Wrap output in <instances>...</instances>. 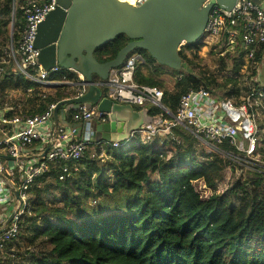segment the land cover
Here are the masks:
<instances>
[{"label":"trees","instance_id":"trees-1","mask_svg":"<svg viewBox=\"0 0 264 264\" xmlns=\"http://www.w3.org/2000/svg\"><path fill=\"white\" fill-rule=\"evenodd\" d=\"M24 3L25 0H0V47L10 38L16 49L24 28ZM201 41L202 38L185 44L179 56L188 50L195 55ZM129 42L121 34L95 49L94 58L99 63L111 61ZM132 53L143 59L137 66L135 81L161 89L162 104L171 111L190 89L218 88L223 92L218 95L222 99L233 95L214 80L194 73L186 56L181 57V66L175 70L157 63L145 50ZM231 53L242 56L240 44ZM263 53L264 47L254 63L262 62ZM4 67L0 66V101L5 99L6 90L35 85L18 73L13 59ZM163 74L174 79L172 89L160 79ZM63 99L60 92L46 96L32 114ZM145 108L151 117L161 111L153 106ZM70 111L72 115L75 112ZM5 116L10 118L11 113ZM173 133L180 137V145H173L164 136L158 148V137L139 146L108 148L103 164L98 147L91 144L89 147L96 152L88 148L82 158L71 162L77 170L63 180L59 176L64 163L51 164L49 171L30 186L29 195L33 194L34 199L29 198V209L19 222V235L30 238L35 245L29 253V264H264L262 165L253 162L256 170H246L245 177L236 178L224 192H219L217 183L225 169L235 170L237 165L222 155L207 153L188 132L175 128ZM167 143L171 149L166 148ZM218 149L243 157L227 139ZM258 151L264 157V148L256 146ZM51 180L64 194L61 206L49 204L43 197L40 186ZM196 182H203L212 194L203 199L195 190Z\"/></svg>","mask_w":264,"mask_h":264},{"label":"built area","instance_id":"built-area-1","mask_svg":"<svg viewBox=\"0 0 264 264\" xmlns=\"http://www.w3.org/2000/svg\"><path fill=\"white\" fill-rule=\"evenodd\" d=\"M145 1L134 0L131 5L138 6ZM21 7L24 28L16 49L11 46V57L18 73L45 87L56 88L65 84L70 85L66 74L74 73L73 70L54 66L45 71L36 60L39 55V50L34 46L37 29L54 9L55 0H25ZM204 36L217 41L223 40L225 48L232 52L238 43L242 49V57L253 60L259 50L264 47V9L253 0H237L230 11L223 10L215 4L210 9ZM237 38H240L239 42ZM142 62L141 55L130 53L123 65L110 70L106 80L96 82L98 88L106 89V97L115 103L141 108L153 106L161 110L152 117L149 124L131 131L124 142L92 141L94 125L107 122L108 114L99 111L97 105L91 106L90 109L82 106L74 110L72 120L74 123L83 124L85 129L83 138H73L75 127L58 126L57 136L46 154L43 157L39 155L35 160L26 159L25 152L34 148L37 143L42 145L40 151L42 154L51 142L50 121L53 118L55 104L48 105L41 113L20 115L11 119L3 115L0 118L1 124L12 125L11 132L0 137V150L6 152L7 157L13 162L12 167L20 175L18 197L14 199L7 191L4 192L7 171L0 163V209L10 200L17 202L16 209L9 217L10 221L7 223V220L0 227V229L3 228L0 232V264L4 248L19 237V222L24 212L29 209V188L34 180L46 174L50 165L59 161L64 163L59 176V180H63L65 175L69 176L72 170H77L69 164L82 158L91 144L98 147L101 153L108 148L143 145L163 135L162 138L167 136L173 145H180V137L173 133V130L178 128L191 134L206 149H212L226 158L240 156L218 149V145L226 139L235 146L238 153L243 154L241 161L247 156H257L256 146L260 131L258 122L260 118L264 119V92H251L240 101L234 102L228 98H220L212 90L199 87L183 93L174 111H171L162 104L161 89L135 81L137 66ZM31 71L35 74L32 75ZM76 75L81 82H84L81 74L76 73ZM52 76H58L59 80L50 79ZM80 86L78 84V90L73 98L80 97L84 93L85 87L81 86L82 89H80ZM128 142L130 143L125 146ZM244 142H246L245 147ZM168 153L171 155V151ZM262 167L261 170L264 173V164Z\"/></svg>","mask_w":264,"mask_h":264},{"label":"water","instance_id":"water-1","mask_svg":"<svg viewBox=\"0 0 264 264\" xmlns=\"http://www.w3.org/2000/svg\"><path fill=\"white\" fill-rule=\"evenodd\" d=\"M207 1L146 0L133 6L121 0H55L54 9L37 29L34 43L39 50L37 64L45 71L59 66L81 74L84 82L78 84L86 90L80 97L63 99L55 104L51 142L41 156L52 147L57 136L61 107L75 110L97 105L99 111L106 112L108 121L94 125L91 140L96 142H124L131 131L149 124L152 117L147 108L136 110L131 105L103 98L95 79L106 80L110 70L123 65L126 57L137 49L145 50L161 65L179 69L180 47L204 36L211 7L216 4L230 11L237 0ZM253 2L260 5L261 0ZM121 34L130 42L113 60L99 63L94 58V50ZM65 126L71 127V124L66 122ZM14 195L18 197L17 191Z\"/></svg>","mask_w":264,"mask_h":264},{"label":"rangeland","instance_id":"rangeland-1","mask_svg":"<svg viewBox=\"0 0 264 264\" xmlns=\"http://www.w3.org/2000/svg\"><path fill=\"white\" fill-rule=\"evenodd\" d=\"M201 42L202 45L195 55L189 50L185 51L184 54L183 52L180 53V58H185L186 56L192 62L189 65L194 73L201 77L214 80L216 84L224 86V90H227L229 94H233L232 97H224L229 98L234 102L240 101L243 97L251 92H263V59L262 62L257 64L254 63L253 60H247L242 56L236 57L232 55V53L230 54L232 51H228L224 44L221 41H217V39L206 38V36H203ZM184 45L185 44L180 47V50ZM10 50L11 43L10 38H8L7 41H5L4 46L0 47V66L6 67L9 64V60H12ZM232 58H234L235 62V65L233 66L232 64L234 62L231 63ZM0 72L2 73L1 69ZM160 79L163 81L165 87L172 89L174 83L173 78L163 74L161 75ZM220 90L221 89L213 88V92L219 96H221L223 93ZM236 90H239L238 94H236ZM28 94L30 95L29 91H12L10 92L11 102L17 106V102H25ZM26 103H28V100ZM29 105L31 104L29 103ZM134 108L137 109L139 107L134 106ZM259 120L262 127L259 126L260 131L258 135V146L264 148V119L260 118ZM162 136L163 135L158 137V143L155 145L156 148L161 145L159 140L162 138ZM129 143L130 142L126 143L125 146H127ZM243 146H246V142H244ZM169 147L170 144L167 143L166 148L169 149ZM89 149H91L92 152H96V149L93 147H89ZM205 151L207 153H215V151L212 149H207ZM256 153L257 156H247L248 158L246 157V159L243 161H241L242 158L240 156L233 157L232 159L228 158L235 165H237V167H235V170L231 169L230 167L225 169L221 181L217 183V191L224 192L236 178L245 177L246 170H256V166L253 165V162H258V164L263 165L264 157L261 156V152L258 151ZM98 155L99 158L103 159L101 160L100 164H103L108 158L106 150L99 153ZM200 159L202 161L205 160L202 159V157H200ZM238 167H241V169H236ZM194 187L203 199H206L211 194V190L207 188L203 182H196ZM40 188L44 190L43 197L46 202L56 206H61V198L64 194L62 189H59L55 184H53L52 180L49 181L48 184L40 186ZM29 198L33 200V194L29 195ZM33 248H35V245L31 243L30 238L19 235L17 239L13 240L10 245H7L2 251L1 264H29V253L33 250Z\"/></svg>","mask_w":264,"mask_h":264},{"label":"crops","instance_id":"crops-1","mask_svg":"<svg viewBox=\"0 0 264 264\" xmlns=\"http://www.w3.org/2000/svg\"><path fill=\"white\" fill-rule=\"evenodd\" d=\"M128 1L131 2L132 0H128ZM259 6L262 9H264V0H261V3ZM237 41L239 42L240 38H237ZM14 74L17 75V71ZM66 76H67V80L69 81L70 85L65 84L62 86H58L56 88L55 87L51 88V87H45L43 85H38L34 83L35 85L30 86L27 89H15V90L29 91L30 93V95L28 94L25 102L21 103L19 101L17 102V106L14 105V103H12L10 99V92L15 91V90H6L7 95L5 99L0 101V118L3 115L5 116V114L9 112L11 113V117L9 119L15 116H20V115L21 116L30 115L40 106L41 102L45 101L46 96H54L57 92L64 94L65 99L74 97V95L76 94V91L78 90L77 84L80 83L81 80L77 78V75L75 72L74 73L70 72L66 74ZM50 79H54V80L58 79V76H52ZM98 81H100V79L96 78L95 82H98ZM80 89H82L81 86H80ZM99 89H102L104 91L103 92L101 90L102 91L101 96L103 98H107L106 89L105 88H99ZM83 90L85 91L86 88H84ZM27 100H28V103H26ZM29 103L31 105H29ZM35 104L37 105V107ZM58 116H59V126L61 125L65 126L67 122L71 124V128L72 127L76 128V131L73 136L74 139H81L84 137L85 129H84L83 124L74 123V121L72 120V112L70 111V109H67L66 107H61L58 110ZM52 123H53V118L50 121L51 130H52ZM2 125L3 124L0 123V137H2L4 134H8L9 130L11 132V128H12V125H5V126H9V128L3 127ZM41 148H42V145L37 143L34 146V148H32L31 150H28V152H25L24 157L26 159L35 160L39 155H41L40 153ZM0 163L6 168V171H7V173H5L4 192L7 191L10 194L11 198L15 199L16 196L14 195V191H17L18 186L20 185V175L12 167L13 162L7 157L6 152L3 150H0ZM71 167L73 166L71 165ZM16 207H17L16 200L15 202L10 200L7 203L3 204L2 208L0 209V227H2L4 225V222H6L9 219L10 215L14 212Z\"/></svg>","mask_w":264,"mask_h":264},{"label":"bare ground","instance_id":"bare-ground-1","mask_svg":"<svg viewBox=\"0 0 264 264\" xmlns=\"http://www.w3.org/2000/svg\"><path fill=\"white\" fill-rule=\"evenodd\" d=\"M121 1H124V2H128L130 4H133L134 0H132L131 2H129L128 0H121ZM258 146V145H257ZM258 150V149H257Z\"/></svg>","mask_w":264,"mask_h":264}]
</instances>
